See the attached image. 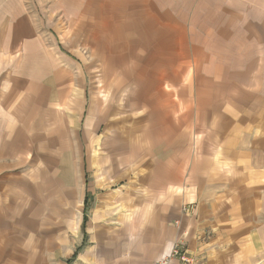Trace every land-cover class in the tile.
I'll return each mask as SVG.
<instances>
[{
	"label": "crops",
	"instance_id": "1",
	"mask_svg": "<svg viewBox=\"0 0 264 264\" xmlns=\"http://www.w3.org/2000/svg\"><path fill=\"white\" fill-rule=\"evenodd\" d=\"M94 3L87 1L76 19L83 20L86 41L108 64L115 82L106 93L111 101L93 106L91 111L96 110L97 115L87 119L86 129L92 132L96 119L117 127L116 134L109 136L116 142L117 155H112L111 175L120 176L117 181L121 182L123 168L131 160L130 174L137 176L138 191L131 216L126 214L123 222L92 233L98 242L81 254L85 264H154L181 239L199 264H264L263 94L241 85L245 77L238 75L235 58L217 55L203 45L197 37L199 18L188 14L139 13L146 17L135 21L130 34L134 55H128L125 62L123 47L117 42L97 40L96 32H102L106 21L95 19L99 10ZM113 33L120 36L122 27ZM53 57L45 59L53 65L44 75L28 74L27 92L15 84L9 89L13 98L0 103V240L10 239L1 244L0 257L16 259V264H46V260L38 251L33 252L36 257L22 258L33 254L27 244L13 249L12 238L4 232L15 228V223L25 228L47 220L59 224L64 215L70 224L75 221L84 230L87 193L78 196V177L80 183L86 174L80 176L74 152L62 163V119L53 117L56 102L50 107L46 101L52 92L61 105L64 96L65 105L75 111L76 76L70 69L72 63ZM123 70H129L126 76L132 83L121 89L118 79ZM145 87L148 94L139 98ZM28 94L35 100L39 94L38 103L23 102ZM122 94H127L126 102H122ZM124 110L133 119V132L139 131L132 139L121 129ZM38 111H48L52 118L44 140L39 133L43 134L47 112L41 121ZM54 121L59 122L58 128H53ZM66 134L70 138L68 131ZM85 139L91 146L86 132ZM45 178L56 195L51 204ZM66 185L63 195L68 208L61 205L60 196ZM187 205L192 207L189 212L185 211ZM90 212L93 219L95 208ZM90 227L88 220L86 236Z\"/></svg>",
	"mask_w": 264,
	"mask_h": 264
},
{
	"label": "rangeland",
	"instance_id": "2",
	"mask_svg": "<svg viewBox=\"0 0 264 264\" xmlns=\"http://www.w3.org/2000/svg\"><path fill=\"white\" fill-rule=\"evenodd\" d=\"M87 1L89 0H0V103L13 98V93L9 90L11 86L16 84L24 90L29 87L30 83L26 77L30 72L44 75V72L51 70L53 64L45 63L46 58L60 56L61 60L66 59L68 63H72L70 69L74 78L76 76V80L73 79L77 87L73 95V97L77 96L75 111H70L68 105H65L64 96H62L61 105H58L59 100L56 96L52 98L51 91L46 101L50 103V107L53 102H56L53 117L55 120L62 119L60 126L57 121L51 123L54 129L59 126L62 130L59 134L62 163L65 162L68 154H72L70 152H74L80 176L83 177L86 174L83 179L86 178L87 182L81 179L79 183L78 177V196L87 193L85 204L86 202L88 204L90 233L87 232L88 236H86V230L78 228L75 221L74 223L71 221L70 224L68 220H65L64 215L59 224H56L54 220H47L45 223L35 222L31 227L25 228L23 224L15 223V228H6L4 232L8 238H12L13 249H19V246L27 244L32 253L34 251L44 253L42 256L45 257L46 264H85L81 254L84 255V251L91 248L90 245L98 242L93 239L92 233L109 228L108 225L123 222V216L126 214L131 216L134 205L133 196L138 191L135 186L137 176L133 178V174H130L131 160L130 164L122 167L126 171L121 176V182L117 181L120 176L111 175L112 170L109 166L113 161L112 155L114 154V158L117 155L115 154L116 142L113 138L109 139V136L116 134L117 127L98 119L94 123V118L92 132L86 129L87 119L97 115V111H91V109L99 105L98 103L102 100L104 103L108 101L110 97L106 93L109 86L115 82L108 64L103 62L102 57L98 56L94 48L92 49L86 41L83 20L76 19V14L80 9L85 8ZM93 6L96 7L95 10H99L95 19L106 21L102 32H96L97 40L99 43L106 39L117 42L121 48L123 47L121 52L125 56V62L128 55H134V48H132L134 39L130 37L132 36L130 34L134 33L132 28L135 21H139V17L143 18L148 14L152 16L156 12L157 16L161 13L179 16L182 13L188 14L189 18L198 17L200 27L197 37L203 45L206 47L209 45L217 55L235 58L238 75L245 77L241 85L252 87L254 92L262 93L264 97V0H95ZM141 12H145L143 17L138 15ZM120 24L125 25L123 27ZM120 27H122V36H117L113 30ZM178 33L181 34V32ZM183 33L185 36L188 34L185 30ZM127 34L129 37L125 36ZM206 47L203 46L202 53L206 52ZM127 65L129 66V63ZM124 68L127 69L125 66ZM123 71L122 79L120 76L118 79L121 89L132 83V80L126 76L129 70ZM141 76L143 77V73ZM238 83L241 82L238 81ZM144 84L148 85L146 81ZM49 88L52 89L51 84ZM147 94L148 87H145L138 97H146ZM38 95L36 100L34 95H25L26 99L23 102L38 103ZM126 98L127 94H122L121 99H124L122 102H126ZM46 112V123L41 130L43 134L39 133L43 140L50 129L45 127L49 126L52 118L48 111H38V117L41 114L39 117L41 121L43 113ZM122 115L125 120L121 122V129L125 137L130 136L132 139L133 135H139V131L133 132V119L129 112L124 110ZM113 120L115 119L110 118L111 122ZM90 125L91 122L88 123L89 127ZM67 131L70 138L66 134ZM85 132L90 138L91 146L87 144ZM91 133L96 141L94 136H90ZM45 180L46 186L50 185L46 196L48 203L51 204L52 201H56V195L53 196V185L46 178ZM65 181L68 180L65 178ZM67 187L68 185L62 186L60 191L61 205L65 208L69 207L68 203L65 204L63 195V190ZM92 208H95L97 213L93 219L90 215ZM185 209L189 212L192 207L187 205ZM79 216L80 213L77 219ZM106 218L109 219L108 223L105 222ZM9 240L1 239L0 246ZM180 241L186 242L183 239ZM9 248L11 247L7 250ZM76 249L77 257L70 260ZM33 255L35 256L34 253H29L22 258L28 256L29 259ZM38 257L41 258L39 255ZM15 260L7 257L6 261L0 257V264H10V261L16 264Z\"/></svg>",
	"mask_w": 264,
	"mask_h": 264
},
{
	"label": "built area",
	"instance_id": "3",
	"mask_svg": "<svg viewBox=\"0 0 264 264\" xmlns=\"http://www.w3.org/2000/svg\"><path fill=\"white\" fill-rule=\"evenodd\" d=\"M197 262L186 242L178 241L168 254L158 258L154 264H197Z\"/></svg>",
	"mask_w": 264,
	"mask_h": 264
},
{
	"label": "trees",
	"instance_id": "4",
	"mask_svg": "<svg viewBox=\"0 0 264 264\" xmlns=\"http://www.w3.org/2000/svg\"><path fill=\"white\" fill-rule=\"evenodd\" d=\"M85 205H86V208H85L86 213H85V216H84V222H83V229H84V231H85L86 223H87V221H88V216H87L88 204H87V202H86ZM77 252H78V251L75 252V254L73 255V257H72L70 260L76 258V256H77ZM70 260H69V261H70Z\"/></svg>",
	"mask_w": 264,
	"mask_h": 264
}]
</instances>
